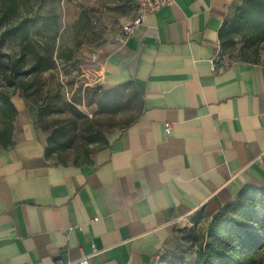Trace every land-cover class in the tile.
I'll return each mask as SVG.
<instances>
[{
    "label": "crops",
    "instance_id": "1",
    "mask_svg": "<svg viewBox=\"0 0 264 264\" xmlns=\"http://www.w3.org/2000/svg\"><path fill=\"white\" fill-rule=\"evenodd\" d=\"M240 2L176 0L124 40L121 29L112 36L93 60L96 82L130 86L138 107L82 163L47 158L35 108L11 97L0 264H75L81 254L89 264H159L191 220L207 228L239 190L264 189V62L219 50Z\"/></svg>",
    "mask_w": 264,
    "mask_h": 264
},
{
    "label": "rangeland",
    "instance_id": "2",
    "mask_svg": "<svg viewBox=\"0 0 264 264\" xmlns=\"http://www.w3.org/2000/svg\"><path fill=\"white\" fill-rule=\"evenodd\" d=\"M17 17L0 27V86L11 97L19 94L33 107L34 125L62 144L51 155L63 164L86 161L101 146L99 140L134 117L138 100L130 86L105 88L96 82L94 59L110 48L112 36L129 20L134 8L128 0H21ZM30 21L13 32L3 30ZM23 54L21 70H29L34 56L46 66L22 74L24 89L7 87L6 65ZM228 60L264 62V40L234 39L223 52ZM259 216H262L259 213ZM197 225L196 219L191 223ZM198 226V225H197ZM205 226H198L200 235ZM185 258L191 250L184 247ZM264 264V244L262 248Z\"/></svg>",
    "mask_w": 264,
    "mask_h": 264
},
{
    "label": "trees",
    "instance_id": "3",
    "mask_svg": "<svg viewBox=\"0 0 264 264\" xmlns=\"http://www.w3.org/2000/svg\"><path fill=\"white\" fill-rule=\"evenodd\" d=\"M21 3V0H0V27L17 17ZM27 21H30V18H21L17 25L3 30L1 36L7 31L13 32L19 29ZM235 38L245 43L254 39L264 40V0H241L231 19L223 23L218 31L221 56L223 52L234 46ZM238 60L257 62L245 58ZM22 61L23 54L6 65L7 87L23 90L24 86L19 77L47 64L43 56L35 54L29 70H21ZM16 114L17 110L11 95L0 86V147L2 148L12 144L13 121ZM96 141L102 145L106 139L105 137L99 140L93 137L88 139V143ZM61 145L58 136L54 134L46 136L45 156L52 159L51 155L56 153ZM259 213L262 216H259ZM263 244L264 189L242 188L235 201L225 204L212 216L202 236L195 222L189 224L183 231L181 245L161 257L159 264H262ZM185 246L191 250L189 258H185V250H183Z\"/></svg>",
    "mask_w": 264,
    "mask_h": 264
},
{
    "label": "built area",
    "instance_id": "4",
    "mask_svg": "<svg viewBox=\"0 0 264 264\" xmlns=\"http://www.w3.org/2000/svg\"><path fill=\"white\" fill-rule=\"evenodd\" d=\"M134 8V16L128 22L121 27V39L124 40L128 35L132 34L138 26L141 25L145 17L152 12L157 11L163 6H169L176 0H128ZM228 61L223 60L222 64H227ZM170 125L165 124V131L168 133ZM89 256L81 254L79 258L75 260V264H89ZM70 262L58 259L55 264H69Z\"/></svg>",
    "mask_w": 264,
    "mask_h": 264
}]
</instances>
